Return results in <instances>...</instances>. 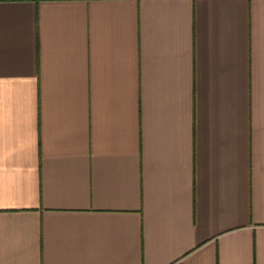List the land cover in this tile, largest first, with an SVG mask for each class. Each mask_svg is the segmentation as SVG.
<instances>
[{"label": "crops", "instance_id": "0c3cea01", "mask_svg": "<svg viewBox=\"0 0 264 264\" xmlns=\"http://www.w3.org/2000/svg\"><path fill=\"white\" fill-rule=\"evenodd\" d=\"M0 264H264V0H0Z\"/></svg>", "mask_w": 264, "mask_h": 264}]
</instances>
